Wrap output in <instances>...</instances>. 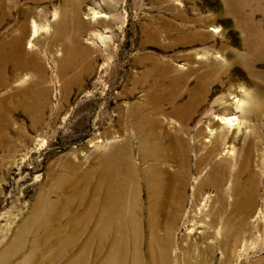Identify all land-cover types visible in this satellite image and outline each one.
<instances>
[{"label":"rangeland","instance_id":"rangeland-1","mask_svg":"<svg viewBox=\"0 0 264 264\" xmlns=\"http://www.w3.org/2000/svg\"><path fill=\"white\" fill-rule=\"evenodd\" d=\"M23 23L30 68L6 67L0 79V253L28 225L41 227L24 234L28 248L38 239L32 264H67L79 250L96 264L116 235L125 248L130 234L117 213L106 244L96 236L94 184L108 174L106 156L129 136L131 176L159 168L175 180L164 135L176 126L189 146V180L184 196L163 206L176 214L166 264H264V0H0V44ZM163 70L178 75L176 105L196 99L184 125L167 116V95L157 101ZM238 84L252 98L243 111ZM208 114L237 118L218 140L216 175L209 168L218 159L195 162L206 157ZM150 123L164 125L154 124L149 145L139 147L157 162L142 161L134 137L137 126L147 136ZM139 200L136 235L145 239L152 225L148 201ZM246 200L248 213H234V202ZM38 213L42 225L31 222ZM154 223L160 235L169 228L164 216ZM232 231L243 241L237 250Z\"/></svg>","mask_w":264,"mask_h":264},{"label":"bare ground","instance_id":"bare-ground-1","mask_svg":"<svg viewBox=\"0 0 264 264\" xmlns=\"http://www.w3.org/2000/svg\"><path fill=\"white\" fill-rule=\"evenodd\" d=\"M19 30L20 31L18 35L10 38L6 43L0 44V79L3 78V72L6 67H10L12 72L27 71L30 68L29 59L31 54L24 51L26 24L23 23ZM33 33H35V29ZM177 76L166 77L165 71H160L158 81L161 82V87L159 89L157 101L160 102L162 99H165V96L167 95L169 99L168 104L170 107L167 116L178 119L181 124L184 125V114L186 113L185 110L188 104L196 99L191 98L181 105H176L178 94L175 92V87L179 79ZM190 91L194 96L195 90ZM159 113L164 114L163 108L159 109ZM207 117L211 122V128L207 129L208 140L205 142H207L208 146L206 147V157H199L197 161H195L196 167H200L205 162H208V159L210 161L218 159L216 153L220 148L218 145V140L222 136V130L226 128H229L230 130L232 126L237 124L234 122L237 120L234 115L222 116V114H208ZM154 124L157 127L164 125L163 123ZM154 124L150 123L148 127H146L147 136H143L141 138L140 135L143 127L140 126H137L140 135L134 134V137L138 141V149L142 155L143 162H146L147 160L157 162V158L151 157L150 154L141 150L139 147L141 142L144 147L149 145L148 139L149 135L153 132L155 127ZM184 132L185 130L183 129L181 132H179L177 127L173 126V134L166 133L164 135V138L171 140V144L166 147V149L169 150L170 156H172L174 161L177 163L176 171L168 175L176 176V179L173 180L169 178V182L164 177V171L159 168H149L148 170L143 169L141 171L142 173L137 174V176H131L132 168L127 157L128 152L131 149L130 136L127 137V139L121 144H117V146H115L117 148H114L115 151L112 149V155L106 156L105 160L109 163L107 166L108 174L107 176L98 177V183L97 185L94 184L95 188L93 191L95 199L91 200V208H93L96 213L94 216L96 220V236L99 237H96V239L98 238L102 244H106L107 236L110 232L111 226H113L111 223L116 213L126 221V233H129L130 237L129 244L127 238H125V248L123 247V243H121V239L124 241L121 235H116V237L113 239L111 238L108 243V250L105 249L104 252H101L103 253V256L99 261L96 262V264H166L165 252L168 249L172 239V230L170 225L175 222L176 214H167L163 206H169L172 204V198L175 193L178 198H182L184 196L183 193L185 185L189 180L187 178L189 174V163L187 159L189 146L184 139ZM120 146L123 148V156L121 154L118 157ZM120 161L122 162L121 169L118 166ZM222 163V159H218V161L214 160L211 167L209 168L210 175L222 173ZM140 196H144V199L148 201V204H146V213L149 215V222L147 224L152 225L149 228L148 233L145 234V239L139 238L138 235H136L138 231L140 232L138 227L140 221L134 216V213L137 208L138 210L145 208L142 201L139 200ZM246 197L249 201L250 194H247ZM234 204V213L236 212L237 207L241 208V211L244 215L248 213L249 205L247 200L243 206L238 202H234ZM197 205L199 207L206 206L205 198L203 197V199H201ZM251 212L252 207L249 209V213ZM163 216L168 220L169 228H166L164 234L160 235L158 232L160 226L154 222L156 219H160ZM45 220L46 218L38 213L31 222L33 223L34 221L35 223H39L41 221L40 225H42ZM145 221H147V219ZM228 223L236 226V224L232 222ZM40 228V226L32 227L28 225L20 230L22 231L21 235L13 240L7 249L0 253V264H32L36 256L34 248L38 243V239H32L31 242L29 241L30 243L28 248L24 241V238H26L24 237V234L28 236V234H30L28 232L32 231L33 233H31V235H34ZM92 233L94 232L92 231ZM231 233V241L235 245V250H237V248L242 245L241 243L243 241L234 231ZM141 235H144L143 232ZM128 246L130 247V252L128 251ZM143 247L145 248V253L148 254L147 263L144 262L142 258L143 252L141 249ZM95 249V256H97L99 251L97 247ZM67 264H86L84 252L81 253L79 250V253L75 257H71Z\"/></svg>","mask_w":264,"mask_h":264},{"label":"clouds","instance_id":"clouds-1","mask_svg":"<svg viewBox=\"0 0 264 264\" xmlns=\"http://www.w3.org/2000/svg\"><path fill=\"white\" fill-rule=\"evenodd\" d=\"M235 93L239 94L236 97V104L241 111L250 107L252 98L250 90L247 87L243 84H238L234 87V94Z\"/></svg>","mask_w":264,"mask_h":264}]
</instances>
